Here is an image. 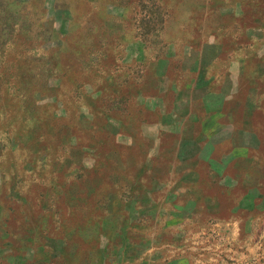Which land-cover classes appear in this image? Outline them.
<instances>
[{"label":"crops","instance_id":"0c3cea01","mask_svg":"<svg viewBox=\"0 0 264 264\" xmlns=\"http://www.w3.org/2000/svg\"><path fill=\"white\" fill-rule=\"evenodd\" d=\"M123 2L0 0V256L17 245L16 264H192L182 227L264 190L241 70L206 51L229 29L260 39L261 20L242 22L244 0H171L144 31Z\"/></svg>","mask_w":264,"mask_h":264},{"label":"rangeland","instance_id":"374dc122","mask_svg":"<svg viewBox=\"0 0 264 264\" xmlns=\"http://www.w3.org/2000/svg\"><path fill=\"white\" fill-rule=\"evenodd\" d=\"M244 1L243 7L246 13L243 15L242 22L248 26L254 22V18L260 19L262 23V28L259 29L261 38L256 40L249 36L252 30H247V35L246 33L243 35L242 30L239 32L237 29H229L226 30L229 40L226 44H208L207 50H204L208 54L209 52L218 53L220 50L225 55L229 54L228 62L223 61L222 55H220L215 67L219 68L222 64H227V67L233 71L241 70L242 76L239 80L235 78L234 80L245 86L247 92H236L233 98L246 102L247 111L245 112L247 115L251 113L250 115L255 117L252 122L256 123L245 127L260 133L264 140V0H261L260 6L256 0L255 12H253V2L251 0ZM126 3L133 7L123 14L127 22L133 21L135 27L143 28L144 31H152L149 30V21L144 18L146 12L154 11L152 7L156 5L165 7L171 5V0L170 2L168 0H127V2H123V4ZM222 4L223 6L227 5L224 2ZM154 16L160 17L161 20L158 11H155ZM237 54L241 60H238ZM240 107L237 105V108L231 111L232 114H237ZM261 152L262 155L258 159H260L261 165H264V150ZM257 163L258 161L252 165L258 167ZM223 202L222 213L215 216H205L199 213L196 223L192 222L190 225L182 227L184 236L180 239L183 250L177 254V257L181 261L187 260L192 264H264V190H262L261 196L248 206L236 208L233 203L226 202V199ZM151 231L152 229L149 232L152 233ZM162 242L167 241L163 240ZM16 253L17 245L11 247L10 252H7L8 256L4 257V251H2L0 264H16L12 259ZM165 255V252L157 254L162 257ZM18 264H25V261Z\"/></svg>","mask_w":264,"mask_h":264}]
</instances>
